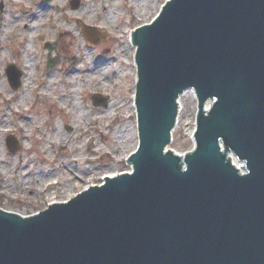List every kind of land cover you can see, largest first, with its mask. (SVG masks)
Instances as JSON below:
<instances>
[{"label": "water", "instance_id": "95a60500", "mask_svg": "<svg viewBox=\"0 0 264 264\" xmlns=\"http://www.w3.org/2000/svg\"><path fill=\"white\" fill-rule=\"evenodd\" d=\"M79 25L91 43L107 39ZM131 34L133 171L30 218L0 209V264H264V0H168ZM7 74L18 89L22 71ZM190 91L199 109L183 158L167 147Z\"/></svg>", "mask_w": 264, "mask_h": 264}, {"label": "rangeland", "instance_id": "374dc122", "mask_svg": "<svg viewBox=\"0 0 264 264\" xmlns=\"http://www.w3.org/2000/svg\"><path fill=\"white\" fill-rule=\"evenodd\" d=\"M166 1L0 0L1 209L31 216L133 169L128 158L140 137L131 32ZM79 21L107 39L89 42ZM69 59L77 61L71 70ZM10 64L23 71L18 90L6 74ZM95 93L110 96L109 104L95 107ZM180 103L172 147L181 152L192 145L198 101L188 92ZM8 136L20 143L16 153Z\"/></svg>", "mask_w": 264, "mask_h": 264}, {"label": "bare ground", "instance_id": "6f19581e", "mask_svg": "<svg viewBox=\"0 0 264 264\" xmlns=\"http://www.w3.org/2000/svg\"><path fill=\"white\" fill-rule=\"evenodd\" d=\"M41 18H42V16H40L38 19H41ZM78 18H79V17H78ZM80 18H81V17H80ZM66 31H67V32H66ZM63 32L67 33V35H70V34L68 33V32H69L68 29H66V30L64 29ZM25 97H26V96H25Z\"/></svg>", "mask_w": 264, "mask_h": 264}, {"label": "trees", "instance_id": "16d2710c", "mask_svg": "<svg viewBox=\"0 0 264 264\" xmlns=\"http://www.w3.org/2000/svg\"><path fill=\"white\" fill-rule=\"evenodd\" d=\"M75 65H76V64L73 63V64L68 68V70L71 69V68H73Z\"/></svg>", "mask_w": 264, "mask_h": 264}]
</instances>
